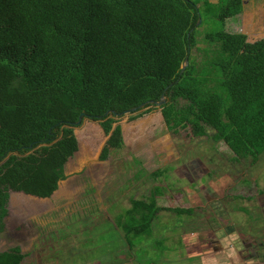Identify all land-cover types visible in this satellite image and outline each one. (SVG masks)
I'll list each match as a JSON object with an SVG mask.
<instances>
[{"label":"trees","instance_id":"1","mask_svg":"<svg viewBox=\"0 0 264 264\" xmlns=\"http://www.w3.org/2000/svg\"><path fill=\"white\" fill-rule=\"evenodd\" d=\"M243 3L0 0V232L10 190L47 198L65 179L81 113L100 121L106 160L125 146L116 113L148 102L128 117L136 119L164 94L157 107L169 131L208 128L236 158L256 162L264 154V37L250 42L226 28ZM210 18L217 25L207 28ZM167 170L149 175L161 181ZM162 189L130 194L114 218L120 236H150L161 211H193L160 206ZM23 258L18 246L0 251V264H33Z\"/></svg>","mask_w":264,"mask_h":264},{"label":"rangeland","instance_id":"2","mask_svg":"<svg viewBox=\"0 0 264 264\" xmlns=\"http://www.w3.org/2000/svg\"><path fill=\"white\" fill-rule=\"evenodd\" d=\"M243 2L242 12L228 19L226 28L245 33L250 42L263 38L264 0ZM216 25L213 18L206 23L207 28ZM179 103L185 104L187 100L180 99ZM116 119L122 126L125 146L110 154L106 160L99 159L106 140L100 121L85 117L79 125L74 126L80 149L68 161L66 177L59 182L57 190L50 197L41 198L10 190L8 215L4 230L0 232V251L18 246L24 253L23 262L33 264H121L124 260L126 262L122 264H147L153 261L164 264L165 257L179 264L184 262L185 252L189 250L181 244L179 230L193 229V223L203 222V225L196 228L197 231L214 229V215L203 209L204 213L192 216L194 222H188L184 220L185 215L161 211L153 221L150 236L122 237L114 228V218L129 207V193L136 198H146L151 189L159 185L164 189L163 195L170 197L168 201L163 195L158 197L162 206H177L172 198L174 196L179 197L178 203L184 205L185 198L171 189L175 185L183 188L192 185L187 174L181 176V170L187 164L186 171H192L189 168H193L194 162L199 160L202 168L215 173L213 178L207 179L204 186L215 189L220 185L234 184L238 178H246L251 181L253 189L249 192L239 188L240 193L252 195L249 197L253 201L261 196L254 189V183L259 189L264 187V181L260 178L264 176V154L256 162H252L251 157L238 160L222 141L213 139L208 128L206 134L197 136L192 133L189 125L169 131L157 106H152L151 111L133 120L126 116ZM163 166L168 168L170 176L158 182L149 174ZM174 169L180 171L178 176L174 174ZM227 176L230 178L229 182L226 180ZM241 180L237 187L242 186ZM199 181L195 180L194 184L201 185ZM227 191H220L221 195L226 193L220 196L224 201L227 200L225 196L229 197L232 196L231 193L237 192L231 188ZM190 197L197 199L196 205L199 203L206 206L200 193L198 197ZM212 202L214 201L209 204L215 207L216 203ZM239 204L245 207L240 208ZM246 205L239 199L237 204H229L227 207H236L239 208L236 211L245 212L249 211ZM198 208L197 206L196 211L199 213ZM215 210L217 211L216 208ZM221 210L216 212L218 218L226 215L222 208ZM235 216L234 214V219ZM258 216L259 214L254 215V218L251 215L243 217L245 231L253 230L254 222L263 223L262 218L257 220ZM237 219L238 215L235 220ZM177 222L180 225H174ZM179 226L181 228L173 232ZM239 227L243 228L242 223ZM170 233L173 240L170 239L171 242L157 238ZM128 238L132 243H129ZM130 247L132 250L129 255Z\"/></svg>","mask_w":264,"mask_h":264},{"label":"crops","instance_id":"3","mask_svg":"<svg viewBox=\"0 0 264 264\" xmlns=\"http://www.w3.org/2000/svg\"><path fill=\"white\" fill-rule=\"evenodd\" d=\"M80 146L81 145L79 141V149ZM157 169H159V167ZM157 169H154L152 171H155ZM162 190L163 193L159 196H162L164 194V189ZM137 193L139 194L140 192H136V194ZM230 195L232 196L228 197L229 198L228 204L234 206L235 204L233 200L234 198H232L234 193H231ZM217 196L218 195L216 194V192L212 193L211 191H209L208 193H206V197L210 201L216 199ZM164 198H167V201L170 200V197L168 196H164ZM137 199H144V198L140 197ZM158 203L160 206L163 205L160 202ZM165 206L172 208V205L170 204L169 205L166 204ZM236 210L237 209H234L232 207L230 213H226V215H224L223 217L218 218L219 223L217 222L214 225L216 234H213L209 237H199V238L194 235H190V236H188L187 234L181 235V239H182L180 240L181 244L188 247L189 250L185 252L186 256H184V262L179 264H264V223L254 222L255 225L254 229L245 231L244 230L245 219L243 217L245 216L248 217V215H246L244 212L243 213L239 212L240 210L239 211ZM234 214L236 215L235 219L237 215L239 219L235 220ZM186 220L188 222H194L192 218H187ZM240 223H242L243 228L239 227ZM193 225L198 227L200 223L199 224L193 223ZM247 232L250 233L251 235L250 237L249 235H247ZM157 238L167 239L171 242L172 234H164L163 236ZM244 242H246V248H243L240 245ZM256 242L263 243V248L257 250V252L254 253L252 250L248 248L250 243L251 245H254ZM164 259H165L164 264H176L172 259L168 257H165ZM152 264H157V263L153 261Z\"/></svg>","mask_w":264,"mask_h":264},{"label":"flooded vegetation","instance_id":"4","mask_svg":"<svg viewBox=\"0 0 264 264\" xmlns=\"http://www.w3.org/2000/svg\"><path fill=\"white\" fill-rule=\"evenodd\" d=\"M245 158H247V157H244L243 159H245ZM239 159L240 158H238V160ZM211 161L213 162V160H211ZM109 162H111V159H110ZM252 162H254V161L252 160ZM194 165L195 166L193 168H196V169L189 168V170L192 169V171H186V168L188 167L187 164H184V168H182V170H181V172H183V175H181V176H186V174H187V179L190 180V178H191V181H190L192 183V185H190L191 187L188 186V187H184L183 188L182 186H179L178 187V186L175 185V187H173V189H171L173 192L180 193L181 194L180 196L182 198H185V200H186V201H184V199H183V201L185 202V204L182 205V204H179L178 203V200L180 199L179 197H176V196L172 197L175 200V202L177 203V206H172V208H177V207H179V208H193V211L190 214H188V213H182V214H180L182 216L185 215L184 220H186L187 219L186 217H188V216H190L192 219H194V217H192V216L199 215V214H201V212L204 213V210H205L207 213H209V211H210V213L214 215V219H213L214 221L213 222L217 223L219 220H218V215L216 214V212L219 209L221 210V208H222L225 213H230V211L232 209V207L229 208V209L227 207V206H229V204L226 203V202H228V199L229 198L227 196H225L227 200L224 201L220 197V196H224V194H226V193H223L221 195V192L222 191L225 192V191H227V190H229L231 188L233 191L237 190V192L234 193V195L232 197V198H234L233 199L234 200V203L237 204V201L239 199H241L242 201H244V203H247L246 206L249 207V211L251 212V213H249V211L247 210L244 213L245 214L247 213L248 216L251 215L253 218H254V215L259 214V216H258L259 218H257V220H259L260 218H262L261 220H263V223H264V187H261L259 189L258 186L254 183V186H255L254 189L257 191L258 196H259V194L261 195L259 197H256L254 201L251 200V198L249 197V196H252V195H250V194L244 195V194L240 193V189L247 190L249 192L252 191V189H253V186L251 185V181L249 179H246V178H238L235 181V183H234L236 185H234V184H231L229 186H222V185H220V186L216 187L215 189H212V188H209L208 186H204V183H206V181H207V179L209 177L210 178H213L215 176V173L212 172V171H210V170H205L204 168H202L203 165L200 164L199 160L195 161L194 162ZM94 167H96V165ZM164 167L165 166H163L161 168H164ZM241 172H243V170ZM174 174L176 176H178L180 174V171L174 169ZM165 175L167 176L166 178H160V179H162V180L167 179L168 178V175L170 176V172L169 171H166V174ZM197 175H199L198 176L199 178L197 177ZM260 178L264 181V176H261ZM174 179L176 180V177H174ZM197 179H199L201 181V182L199 181L201 185H195L194 184V181L197 180ZM226 180L229 182V180H230L229 176L226 177ZM239 180H241L240 181L241 184H242L241 187H239V186L237 187V185H239ZM158 182H162V181H158ZM196 182L198 183V181H196ZM173 183H174V180H173ZM262 184H264V183L262 182ZM212 186H214V185H212ZM207 191L208 192L211 191L212 193H215L216 192V194L218 195L216 199H213L212 200L215 203L217 202L216 204H214L215 207H213V206H211V204H209L210 201L206 197V193H208ZM198 193H200L201 196L203 197L204 202H206V206L205 205L202 206L199 203L196 205L195 202L197 201V199H195L194 197L193 198L190 197V196H197L198 197ZM128 196H131L130 193L128 194ZM214 202H212V203H214ZM197 206L199 207L198 210H200L199 213H198V211H196L197 210ZM244 207L245 206L240 205V208H244ZM215 208L217 209V211L215 210ZM234 209H236V207ZM237 209H239V208H237ZM171 212L177 213L176 211H171ZM239 212H242L243 213V211H241V210ZM176 224L180 225V223H178V222L175 223L174 225H176ZM203 224H204V222L201 225H203ZM191 227H193V229H189V230L186 229V230L180 231L179 229L181 227L179 226V227H176L173 232H176L177 230H179V234L180 235H185V234H187L188 236L194 235V236H197L198 238L199 237H209V236H211L213 234H216L215 229H211L209 231L208 230L201 231L202 230L201 229V230L197 231V229H196L197 227H194V226H191ZM152 230H153V226H152ZM170 232H172V231H170ZM170 234H172V233H170ZM247 235H249V237L251 236L249 232H247ZM240 245L243 248H246V242H244V243H242ZM130 248L131 249H129V255L131 254V250H132V247H130ZM262 248H263V243L256 242L254 245H251V243H250L248 249L252 250L255 253V252H257V250H260ZM124 262H126V261L124 260ZM124 262H122V263H124ZM25 263H29V262H25ZM137 263H139V262H137Z\"/></svg>","mask_w":264,"mask_h":264},{"label":"water","instance_id":"5","mask_svg":"<svg viewBox=\"0 0 264 264\" xmlns=\"http://www.w3.org/2000/svg\"><path fill=\"white\" fill-rule=\"evenodd\" d=\"M200 22H201V20L199 19V20H198V23H200ZM187 65H188V58L185 59L184 65H183V67H182V70H183V69L185 68V66H187ZM165 101H166L165 95L162 94V95H161V98H160L158 101H151L150 104H151V105L160 106V105L163 104ZM147 104H148V102H143V103L139 104V105L136 106V107H132V108H130V109H126V110L122 111L121 113H116V116H117V118H118V117H123V116H126V117L128 118L129 116H131V115H133V114H136L137 112L143 110V109L146 107ZM107 113H108V112H107ZM83 118H84V113H81L80 116H79L78 121H77V122L75 123V125H73V126L79 125V124L81 123V121L83 120Z\"/></svg>","mask_w":264,"mask_h":264}]
</instances>
